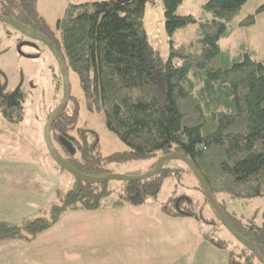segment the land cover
<instances>
[{"label":"trees","instance_id":"trees-1","mask_svg":"<svg viewBox=\"0 0 264 264\" xmlns=\"http://www.w3.org/2000/svg\"><path fill=\"white\" fill-rule=\"evenodd\" d=\"M36 1L0 0V15L17 20L52 41L69 71L76 74L86 107L102 111L108 130L127 146L123 152L99 156L92 131L76 128L77 137L70 135L77 112L75 104L68 110L67 103L50 129L62 147L61 157L88 176H101L106 173L104 166L112 162L169 153L186 156L227 220L240 235L256 243L264 260V209L261 223L254 217L244 221L227 212L217 198L220 194L245 200L264 197V62L253 59L248 51L231 59L219 46L221 38L231 34L230 23L248 0H203L202 11L210 16L206 19L178 14L183 0H162L169 40L164 62L142 27L144 5L149 0L71 4L56 20L59 37L36 11ZM257 13H264V3L239 25L253 26ZM188 24H197L198 37L191 45L199 47L198 52L188 51V47L176 45L171 39L176 30ZM25 98L19 87L7 90L0 70V115L7 122L19 123L23 119ZM66 142L73 153L64 147ZM170 161L145 180L124 181L122 192L110 203L105 198L114 190L107 188V182L75 181L61 203L52 205L46 216H37L23 225L1 220L0 240L20 237L31 241L69 209H100L125 202L133 206L144 204L159 192L165 177L178 176L179 168L168 166ZM185 203H189L185 197L171 196L160 203V208L169 216L194 218ZM203 237L216 247L227 246L208 233ZM244 252L247 255L242 264H251L249 258L259 262L254 253L245 248ZM227 254L228 264H240V255L232 250Z\"/></svg>","mask_w":264,"mask_h":264},{"label":"rangeland","instance_id":"rangeland-1","mask_svg":"<svg viewBox=\"0 0 264 264\" xmlns=\"http://www.w3.org/2000/svg\"><path fill=\"white\" fill-rule=\"evenodd\" d=\"M95 0H37L36 11L43 17L50 30L56 37L60 36L56 28V20L62 17L65 9L71 4L82 2H94ZM203 0H183L177 9L181 15L191 14L195 19L210 17L202 11ZM264 0H248L242 7L239 15L230 23L231 34L222 37L219 41L220 49L228 53L231 59L238 58L244 51L251 53V57L264 62V13L255 15L253 26H240L239 21L254 13L256 7L263 4ZM164 6L162 0H149L144 5L142 15V27L146 32L147 40L151 47L159 53L164 62L168 57L169 40L164 29ZM198 37L197 24H188L178 29L172 35L176 45L188 47V51L198 52L199 47L191 45ZM179 63V61H177ZM0 70L4 75L7 90L14 91L18 87L26 94L23 104V119L19 123L7 122L0 115V159L12 156L14 161L13 171L16 173L38 172V180L43 187L51 189L48 195L45 188L44 202H27L16 206L0 205V220L4 219L10 224L23 225L24 222L33 220L37 216H46L52 205L60 204L67 191L75 183L74 177L51 159L45 146L43 128L44 123L53 108L59 104L62 97V79L55 57L48 46L41 41L23 35L19 30L9 25L0 23ZM69 90L71 98L68 99L67 109L76 106L75 127L70 130V135L77 137L76 128H85L92 131L97 138L99 156L106 157L114 152H123L127 149L113 131L108 130L102 111H93L86 107L83 91L80 89L76 74L69 71ZM52 142L58 153L62 154V147L58 144L56 136H52ZM11 158V157H10ZM157 156L135 160L112 162L104 166V174H120L135 176L144 174L153 169ZM168 162V166L179 168L178 176L170 174L163 179L160 190L147 201L161 203L171 196L185 197L189 200L187 207L196 217L201 232L208 233L215 241L223 240L226 248L216 247L209 252L208 264H227V252L232 250L240 255V264L246 261L244 246L238 243L228 232L215 215L209 202L204 197L197 179L188 170L187 165L181 160ZM103 174V175H104ZM43 177V178H42ZM32 183H36L33 178ZM107 188L114 190L105 201L111 202L114 197L122 192L123 181L113 179L107 182ZM55 189V192H54ZM21 198V197H19ZM23 198V197H22ZM36 198V196H35ZM224 209L238 219L248 221L254 217L257 223H261V213L264 209V197H252L250 199H237L224 194L217 195ZM183 208L185 206L182 205ZM246 249V248H245ZM198 252L206 254L205 247H196ZM251 264H261L254 258H249ZM184 262V261H183ZM187 264V262H184ZM183 264V263H182Z\"/></svg>","mask_w":264,"mask_h":264},{"label":"crops","instance_id":"crops-1","mask_svg":"<svg viewBox=\"0 0 264 264\" xmlns=\"http://www.w3.org/2000/svg\"><path fill=\"white\" fill-rule=\"evenodd\" d=\"M10 157L0 159V205L42 204L46 187L37 179L38 172H14ZM208 243L195 218L169 216L160 202H125L66 210L31 241L3 238L0 264H208L214 246ZM196 247H205L206 254Z\"/></svg>","mask_w":264,"mask_h":264},{"label":"water","instance_id":"water-1","mask_svg":"<svg viewBox=\"0 0 264 264\" xmlns=\"http://www.w3.org/2000/svg\"><path fill=\"white\" fill-rule=\"evenodd\" d=\"M0 23H5V24L11 26L12 28L19 30L23 35L29 36V37L33 38L34 40H37V41L39 40V41L43 42L45 45L48 46L49 50H51V52H52V55L55 57L57 67L59 68L60 76L62 79V88H61L62 97L60 100L61 102L53 108V110L50 112L49 116L47 117V119L44 123L43 136H44L45 146L48 150V153H49L51 159H53L54 162L61 169L65 170L66 172H69L74 177L75 181L81 180V181L86 182V183L102 184L104 182H108V181L113 180V179L121 180L123 182L124 181L145 180L148 177H151V176H154L155 174H157L158 171L163 167L162 165L166 161H169V159L176 158L178 160H181L182 162H184L185 165H187L191 174L193 176H195V178L197 179V182L199 183L200 187L202 188L204 197L209 202L211 208L214 210L216 216L218 217L219 221H221L224 228L232 234V236L235 238V240L238 243L242 244L251 253H254L257 260L261 264H264V260L261 256V253H259L257 250L256 243L248 241L242 235H240L238 233V231H236L234 229V227L231 225L230 221L227 220L223 209H221L218 202L215 200V198H213L209 187H207L205 180L198 173L195 165H193V163L190 161L189 158H187L186 156H184L182 154L177 155V154L169 153V155H162L156 161V163L154 165L155 167L153 169L147 171L144 174L135 175V176H129V175H125V174L120 175V174H116V173L104 174L101 176H91V175L88 176V175L80 172L79 170L74 169L72 167V165L68 163L67 160H65L64 158H62L58 154L57 148L54 146V144L52 142V138L50 136V129L52 127V124L58 117H60L63 114L62 112L64 111V108L66 107V105L68 103L69 96H70L69 78H68L69 69L66 66V63H65L63 56L60 55L56 46L52 43L51 40L48 39V37L46 35L41 34L39 32L38 33L35 32L34 30H32L27 25L25 26L24 24L18 22L17 20L7 18V17L2 16V15H0ZM61 142H63L62 139H61ZM65 146H67V147L69 146L68 148H70L71 153L74 152V150L70 147L68 142L65 143Z\"/></svg>","mask_w":264,"mask_h":264},{"label":"bare ground","instance_id":"bare-ground-1","mask_svg":"<svg viewBox=\"0 0 264 264\" xmlns=\"http://www.w3.org/2000/svg\"><path fill=\"white\" fill-rule=\"evenodd\" d=\"M65 148H67V149H69L67 146H64ZM73 149V148H72ZM74 150V149H73ZM57 152H58V150H57ZM59 154V153H58ZM60 155V154H59ZM61 156V155H60ZM157 160H158V158H157ZM156 163V162H155ZM155 167V166H154ZM199 184V183H198ZM200 186V185H199ZM239 233V232H238ZM246 239V238H245Z\"/></svg>","mask_w":264,"mask_h":264}]
</instances>
